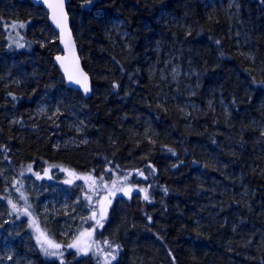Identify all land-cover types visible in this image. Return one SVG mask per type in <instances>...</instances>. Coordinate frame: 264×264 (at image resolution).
<instances>
[{"label":"trees","instance_id":"1","mask_svg":"<svg viewBox=\"0 0 264 264\" xmlns=\"http://www.w3.org/2000/svg\"><path fill=\"white\" fill-rule=\"evenodd\" d=\"M67 12L87 98L64 85L42 6L0 0V241L29 264H96L45 257L10 222L7 194L25 177L45 188L35 212L63 242L72 225L56 205L78 211L82 187L59 171L117 172L139 191L95 229L119 249L113 264H264V0H70ZM15 21L25 48L8 46ZM50 166L53 179L35 178Z\"/></svg>","mask_w":264,"mask_h":264},{"label":"rangeland","instance_id":"2","mask_svg":"<svg viewBox=\"0 0 264 264\" xmlns=\"http://www.w3.org/2000/svg\"><path fill=\"white\" fill-rule=\"evenodd\" d=\"M21 24H23V27L20 26ZM23 28L24 23L18 21L6 27V38L10 48H25V40L21 34V29ZM58 168L55 166L47 167L42 175L36 173L35 178L51 180L53 179V171L58 170ZM58 174L60 175L59 177L63 178V184L61 185L67 187V184H73L72 188H74L77 185L76 183H78L82 187L79 193L83 202L80 204L78 211L75 206L73 207L74 210L72 207L69 209L70 204L66 201V197L56 205L63 212V214H60L64 216L63 221H68V224L72 225L71 228H66L61 234L65 236V240L60 242L42 226L38 213L35 211L36 206L40 205L41 209L44 208L46 202L41 200L40 197L46 189L40 190L36 188L31 178L25 177L20 185L15 183L12 191L7 194V213L10 215V222L13 224V222L24 220L31 238L40 252L47 258L64 260L70 257L69 253L73 258L89 257L96 264H113L118 257L119 249L113 244H109L106 240L97 238L95 235V229L102 226L107 219V215L100 213L101 201L104 198H108L113 202L127 186L136 191H139L137 190L139 188L136 185H129L126 175L117 172L107 174L105 177L103 175L95 177L96 175L94 176L92 173L83 174L62 168ZM35 184L37 185V183ZM140 192L145 194L144 190L141 191L140 189ZM21 193H23V198ZM9 201L16 205L15 210ZM38 209L40 210V208ZM5 219L9 218L6 217ZM97 221H99V224ZM47 241H51L53 244L59 245V247H51ZM71 245L75 246L72 247ZM0 264H29V261L26 255L15 248L12 242L1 240Z\"/></svg>","mask_w":264,"mask_h":264},{"label":"water","instance_id":"3","mask_svg":"<svg viewBox=\"0 0 264 264\" xmlns=\"http://www.w3.org/2000/svg\"><path fill=\"white\" fill-rule=\"evenodd\" d=\"M30 2L34 5H41L43 7L47 12L49 24L57 32L61 52L53 56V62L63 77L64 85L68 88L78 90L84 98H87L91 94L92 83L89 74L83 68L77 44L71 29L70 18L67 12V4L70 0H30ZM61 2L63 4L62 9L59 7ZM49 5H52V7ZM64 17H66V20ZM57 20L60 21L59 26L56 22ZM57 57L60 59L58 60ZM69 76H72L73 79L70 80ZM85 77L86 81L84 79ZM76 79H80L82 83H86L89 91L85 92L82 84L75 82ZM134 192L135 191L131 188H126L122 192V196L129 199ZM110 208L111 202H109L108 198H104L101 201L99 208L101 213L107 214L110 211Z\"/></svg>","mask_w":264,"mask_h":264},{"label":"snow or ice","instance_id":"4","mask_svg":"<svg viewBox=\"0 0 264 264\" xmlns=\"http://www.w3.org/2000/svg\"><path fill=\"white\" fill-rule=\"evenodd\" d=\"M49 6L52 7V5H49ZM59 7L62 9V7H63L62 2H61V4L59 5ZM54 19H55V17H54ZM64 19L66 20V17H64ZM56 22H57V24H58V26H59V25H60V21L57 20ZM20 26L23 27V24H21ZM57 59L59 60L60 58L57 57ZM69 79L71 80V79H73V77H72V76H69ZM84 79H85V81H86V77H85ZM75 82L78 83V84H82V86L84 87L85 92L89 91V89H88L86 83H82V81H81L80 79H76ZM29 170H31V166H29ZM101 179H102V178H101ZM113 184H115V182H113ZM120 190H123V189H120ZM129 191H130V189H129ZM126 194H127V193H126ZM21 196H22V198H23V193H21ZM147 198H148V197L145 196V199H147ZM109 202H110V201H109ZM9 203L12 204L11 201H9ZM12 208L15 210V209H16V205H15V204H12ZM93 218H94V217H93ZM97 223L99 224V221H97ZM89 235H90V234H89ZM47 242H48V244H49L51 247H54V248H58V247H59V245H57V244H53L51 241H47ZM71 246L74 247L75 245H71ZM51 254L54 255L55 253H51Z\"/></svg>","mask_w":264,"mask_h":264},{"label":"bare ground","instance_id":"5","mask_svg":"<svg viewBox=\"0 0 264 264\" xmlns=\"http://www.w3.org/2000/svg\"><path fill=\"white\" fill-rule=\"evenodd\" d=\"M58 44H59V42H58ZM60 47V46H59ZM36 188H38L39 189V186L38 185H36V184H33ZM55 197V196H54ZM56 198V197H55ZM73 199L76 201V204H81L83 201H82V199L80 198V195L77 193V194H73ZM109 244H112L111 243V241H110V239L108 240V239H105Z\"/></svg>","mask_w":264,"mask_h":264}]
</instances>
